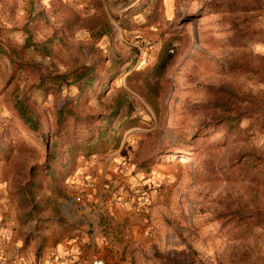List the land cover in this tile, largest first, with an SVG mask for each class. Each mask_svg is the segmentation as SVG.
<instances>
[{"label": "rangeland", "instance_id": "1", "mask_svg": "<svg viewBox=\"0 0 264 264\" xmlns=\"http://www.w3.org/2000/svg\"><path fill=\"white\" fill-rule=\"evenodd\" d=\"M59 214L116 264H264V0H0L1 252Z\"/></svg>", "mask_w": 264, "mask_h": 264}, {"label": "crops", "instance_id": "2", "mask_svg": "<svg viewBox=\"0 0 264 264\" xmlns=\"http://www.w3.org/2000/svg\"><path fill=\"white\" fill-rule=\"evenodd\" d=\"M82 164L78 165L74 179H82L89 174L95 175V172L100 181L107 177V163L93 161L87 163L85 168H82ZM101 185L102 182L100 187ZM57 219L59 221L56 220L54 225L42 233L41 239L34 240L26 253H2V243L6 241L0 237V264H89L92 257L103 258L107 264H116L120 261L121 250L118 245L116 243L104 245V240H99L95 232L89 233V222L85 216L80 215L71 220L70 216L64 218L59 214ZM38 242H41V245ZM39 246L40 251L34 248ZM100 246L112 249V253L100 250Z\"/></svg>", "mask_w": 264, "mask_h": 264}, {"label": "trees", "instance_id": "3", "mask_svg": "<svg viewBox=\"0 0 264 264\" xmlns=\"http://www.w3.org/2000/svg\"><path fill=\"white\" fill-rule=\"evenodd\" d=\"M91 71L90 68H87V74ZM50 82L52 84H55V83H58L59 85L61 83H65V80H64V76L63 75H56L54 76L53 78L50 79ZM42 86L44 88H47V83L42 81ZM16 109L18 110V113L19 115L27 122V114L26 112L24 111V109L22 108V106L20 105V102H17L16 103ZM70 112V111H69ZM59 115H61V112L59 113Z\"/></svg>", "mask_w": 264, "mask_h": 264}, {"label": "built area", "instance_id": "4", "mask_svg": "<svg viewBox=\"0 0 264 264\" xmlns=\"http://www.w3.org/2000/svg\"><path fill=\"white\" fill-rule=\"evenodd\" d=\"M89 264H107L103 258L92 257L89 261Z\"/></svg>", "mask_w": 264, "mask_h": 264}]
</instances>
